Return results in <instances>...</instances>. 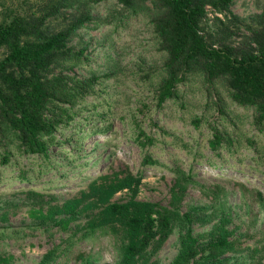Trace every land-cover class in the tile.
<instances>
[{"label":"rangeland","instance_id":"rangeland-1","mask_svg":"<svg viewBox=\"0 0 264 264\" xmlns=\"http://www.w3.org/2000/svg\"><path fill=\"white\" fill-rule=\"evenodd\" d=\"M44 1L0 0V20ZM87 3L70 0L72 8L49 28L61 29L89 13L92 20L69 42L77 59L59 65L54 74L69 80L94 77V94L79 103L74 122L58 128L49 159L24 155L16 144L0 141V153L8 149L13 156L9 165L0 164L2 264H116L125 242L122 232L86 234L98 211L88 185L97 177L110 183L128 175L142 177L137 200L190 213L197 238L225 219L237 247L229 264H264V125L255 124V109L234 103L224 79L210 83L201 72L187 74L175 97L159 105L167 54L154 31L153 5L140 3L142 13L132 15L116 0ZM263 10L264 0H233L230 12L208 6L201 26L221 43L218 47L255 51L248 29L259 27ZM4 55L2 49L0 59ZM216 131L225 142L212 150L208 142ZM139 132L154 142L141 146ZM147 155L158 164H146ZM20 169L28 172L29 183L18 182ZM175 169L191 173L193 183L179 187ZM131 198L126 189L111 201ZM71 201L80 203L74 213ZM179 232L174 228L142 261L171 264Z\"/></svg>","mask_w":264,"mask_h":264},{"label":"trees","instance_id":"trees-1","mask_svg":"<svg viewBox=\"0 0 264 264\" xmlns=\"http://www.w3.org/2000/svg\"><path fill=\"white\" fill-rule=\"evenodd\" d=\"M86 1L96 5L106 0ZM116 1L132 15L142 13L140 3L146 2L151 3L156 12L152 24L167 54L166 78L158 93L159 105L175 97L176 85L185 81L187 74L201 72L210 83L224 79L231 100L241 107H253L255 124L264 125V10L259 16V27L248 29L256 50L245 51L218 47V40L205 33L201 26L208 6L219 12H230L233 0ZM39 4L36 9L30 6L5 14L0 20V51L5 50L0 59V141L4 145L16 144L24 155L43 156L47 160L50 146L58 141V128L75 121L79 103L95 92L96 78L69 80L62 73L54 74L59 65L77 59L72 55L69 42L78 29L92 20L89 13L71 20L61 29L50 30V22L59 20L63 12L72 8L70 0H48ZM137 138L143 139L141 146L154 142L143 132H139ZM223 142V134L216 131L208 144L210 149L217 150ZM0 156V164L4 166L9 165L13 157L8 149ZM144 162L158 164L150 155L145 156ZM175 172L179 187L193 183L191 173L185 175L178 169ZM141 180V176L128 175L107 183L105 177H97L88 185L98 211L91 215L86 234L97 230L121 231L125 242L116 264H147L142 260L148 250L154 245L161 247L177 227L180 247L171 264H229L228 255L236 253L237 247L225 219L197 238L190 227V213L183 215L177 207L168 209L136 199ZM18 182H30L27 171L19 170ZM126 189L132 192L130 201H111L116 193ZM79 207V201L69 202L72 213ZM3 262L0 259V264Z\"/></svg>","mask_w":264,"mask_h":264}]
</instances>
